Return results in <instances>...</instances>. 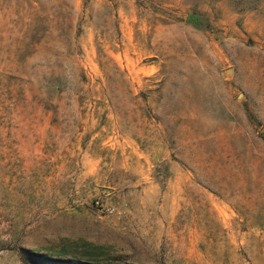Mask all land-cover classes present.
Here are the masks:
<instances>
[{
  "label": "rangeland",
  "instance_id": "obj_1",
  "mask_svg": "<svg viewBox=\"0 0 264 264\" xmlns=\"http://www.w3.org/2000/svg\"><path fill=\"white\" fill-rule=\"evenodd\" d=\"M28 251L264 264V0H0V264Z\"/></svg>",
  "mask_w": 264,
  "mask_h": 264
},
{
  "label": "trees",
  "instance_id": "obj_2",
  "mask_svg": "<svg viewBox=\"0 0 264 264\" xmlns=\"http://www.w3.org/2000/svg\"><path fill=\"white\" fill-rule=\"evenodd\" d=\"M191 23L197 25L196 23ZM28 258L35 264H85V262L70 260L69 258H52V256L37 254L33 251H28Z\"/></svg>",
  "mask_w": 264,
  "mask_h": 264
},
{
  "label": "built area",
  "instance_id": "obj_3",
  "mask_svg": "<svg viewBox=\"0 0 264 264\" xmlns=\"http://www.w3.org/2000/svg\"><path fill=\"white\" fill-rule=\"evenodd\" d=\"M92 207L97 211L105 212L106 214L111 213L113 210L111 206H106V204H103L100 200H95Z\"/></svg>",
  "mask_w": 264,
  "mask_h": 264
}]
</instances>
